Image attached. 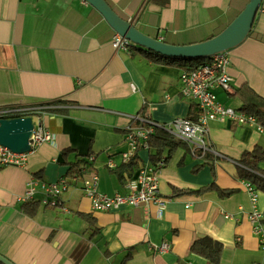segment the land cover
Segmentation results:
<instances>
[{"label": "crops", "instance_id": "crops-1", "mask_svg": "<svg viewBox=\"0 0 264 264\" xmlns=\"http://www.w3.org/2000/svg\"><path fill=\"white\" fill-rule=\"evenodd\" d=\"M106 1L144 33L170 44H190L220 33L249 0ZM116 33L86 0H0V109L35 106L41 111L47 106L43 102H70L52 105L65 107V113L11 116H32L53 139L25 153L21 165L0 161V253L15 264H264L262 236L249 217L254 209L262 213L264 236V188L243 174L249 168L241 162L244 153L264 148V133L253 125L209 120L205 139L214 150L184 140L186 145L157 171L164 209L154 202L92 208L84 179L97 175L99 192L125 194L128 178L154 166L149 147L139 146L125 158L131 152L127 133L140 126L136 120L145 116L169 125L201 114L197 101L181 93L182 68L139 50L115 48ZM226 51L233 90L216 88L217 99L243 110L256 104L254 94L264 98V0L248 36ZM81 157L89 168L80 176L67 175ZM258 166L264 171V160ZM252 172L264 178V172ZM62 177L70 187L56 205L44 203L37 186L34 200L40 206L33 215L24 211L20 196L33 178L50 183ZM248 182L257 190L256 203ZM211 183L227 193L204 189ZM83 213L95 218L96 229ZM203 237L223 244L218 263L191 251Z\"/></svg>", "mask_w": 264, "mask_h": 264}, {"label": "built area", "instance_id": "built-area-1", "mask_svg": "<svg viewBox=\"0 0 264 264\" xmlns=\"http://www.w3.org/2000/svg\"><path fill=\"white\" fill-rule=\"evenodd\" d=\"M131 41L125 36L116 33L112 40V45L115 48H122L128 50ZM231 58L227 51L217 53L209 58L204 64L190 72L183 71L181 73V80L183 85L181 93L193 100H196L201 114L198 119L176 118L169 125H164L174 136L191 143L193 146H200L204 150L211 149L206 143V133L208 130L207 123L209 120L229 119L240 124H249L256 126V128L264 133V124L261 123L257 117L244 110H238L230 106H226L217 99L215 89L220 87L226 91L233 90V77L229 73V66ZM36 107H10L0 109V117H11L23 115L25 112ZM135 118H140L138 115ZM152 126L134 127L127 133V139L131 147V152L125 154L128 159L130 155L139 147H148V139L154 132V124ZM52 134L42 125H37L33 129L30 137V144L36 147L44 141H51ZM25 153H16L7 147L0 145V161L4 164L21 165ZM162 163V162H161ZM160 163V164H161ZM157 171L154 166H143L138 171L134 178H128L126 182L127 192L125 194L108 195L97 190L98 177L93 175L92 178H86L83 181V190L85 194L91 199L92 208L94 210L109 211L118 208L123 204L139 205L142 202H154L159 209H164L166 199L163 198L159 191ZM77 180L76 177L72 178ZM28 187L20 199L25 201L27 199H34L37 186L43 189V202L46 204L56 205L62 193L70 187V181L66 177H62L56 182H45L38 179H32L28 183ZM246 188L250 192L254 203L257 201V190L250 183H246ZM250 221L253 224L255 233L260 234L261 246L264 249V236L262 234V213L254 209L250 213ZM168 244L165 242L161 248L166 249Z\"/></svg>", "mask_w": 264, "mask_h": 264}, {"label": "water", "instance_id": "water-1", "mask_svg": "<svg viewBox=\"0 0 264 264\" xmlns=\"http://www.w3.org/2000/svg\"><path fill=\"white\" fill-rule=\"evenodd\" d=\"M86 1L103 14L116 32L141 47L165 56L210 58L217 53L232 49L248 36L263 0H249L240 14L220 33L207 40L190 44H170L144 33L133 23L119 16L106 0ZM153 124L158 123L153 122ZM34 127L32 116L1 117L0 145L16 153L31 151L30 137ZM0 261L4 264H15L1 253Z\"/></svg>", "mask_w": 264, "mask_h": 264}, {"label": "trees", "instance_id": "trees-1", "mask_svg": "<svg viewBox=\"0 0 264 264\" xmlns=\"http://www.w3.org/2000/svg\"><path fill=\"white\" fill-rule=\"evenodd\" d=\"M132 46V47H131ZM129 48L132 50H139L144 53H146L148 56L159 59V60H164L170 64H175L182 68L184 71L190 72L192 70H195L202 64H204L206 61L209 60V58H190V57H173V56H165L160 53L151 51L149 49H146L144 47H141L139 45H135L133 43H130ZM254 104L253 106H248V107H243L241 109L248 111L250 113H253L256 115L257 119L264 124V108H258L259 104H261L264 107V98L259 97L258 95H253ZM58 105V104H63V105H68L70 104L69 100L65 99H55L52 101L48 102H43L42 106H45V108L41 111L35 110V108H32L31 110L25 112L26 114L29 115H35V113H40V112H51V113H65L67 112V109L65 107H54L52 105ZM39 105V104H38ZM35 107V106H32ZM143 117V116H142ZM149 122V124H147ZM135 123L138 125L140 124L141 126L144 127H149L151 124L150 120H148L147 117L144 116L142 121L136 120ZM154 132L150 135V138L148 140V147L149 149H152V160L155 161L154 167L156 169H161L165 165V161L169 160L174 152V150L181 146V145H186L184 140H178L174 137V135L169 132L168 129L164 127V125H159V124H154ZM167 150V155L166 157L161 158L162 153L164 150ZM201 151L202 150H197ZM207 154V155H206ZM210 156V151H205V157L206 159ZM264 160V148L261 146L256 147L253 151L251 152H246L242 155L241 157V162L244 164L246 168H249L251 171H248L246 169H242V172L244 175H247L248 179L253 181L254 183H258V186L261 188H264V178H261L258 174L252 172L253 170H257V172H264L260 170L258 163L260 161ZM208 162H210V159H207ZM88 159L81 157L78 158L70 168L68 169L67 175L73 176V175H83L84 171L83 169L87 167ZM162 162V163H161ZM161 163V164H160ZM89 168V166L87 167ZM39 173H35V175H38ZM264 174V173H263ZM209 188H218V190L224 194L227 193V190L221 189L218 187L215 183H211L210 185L206 186L204 189H209ZM188 190H181L177 189L175 192L176 193H182V192H187ZM40 201L39 200H31L23 203V209L26 213L33 215L35 211L38 209L40 206ZM90 223V228L94 227L95 229L97 228L95 225V218L91 216V214L83 213L82 214ZM223 250V244L215 239H212L211 237H203L200 239L195 240L191 244V251L195 254L201 255L205 258H207L210 262L212 263H218L221 254ZM128 258V257H125ZM0 264H4L3 262L0 261Z\"/></svg>", "mask_w": 264, "mask_h": 264}, {"label": "rangeland", "instance_id": "rangeland-1", "mask_svg": "<svg viewBox=\"0 0 264 264\" xmlns=\"http://www.w3.org/2000/svg\"><path fill=\"white\" fill-rule=\"evenodd\" d=\"M33 197L35 198L36 197V194H34ZM31 200H34V199H27L24 202L31 201Z\"/></svg>", "mask_w": 264, "mask_h": 264}]
</instances>
